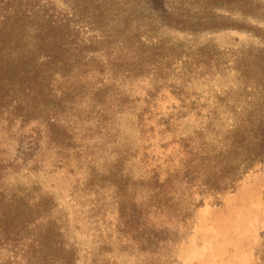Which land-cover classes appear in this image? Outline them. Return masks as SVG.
<instances>
[{
	"label": "rangeland",
	"instance_id": "374dc122",
	"mask_svg": "<svg viewBox=\"0 0 264 264\" xmlns=\"http://www.w3.org/2000/svg\"><path fill=\"white\" fill-rule=\"evenodd\" d=\"M167 2L170 22L142 0H38L70 18L73 57L89 71L65 86L54 77L49 105L64 102L51 129L47 113L0 119V196L44 203L39 221L76 251L74 264H150L137 238L156 231L176 239L160 264H264V159L248 166L264 123V0ZM237 175L224 193L199 188ZM154 176L173 180L167 210L154 206ZM11 240L0 235V264H27L28 247Z\"/></svg>",
	"mask_w": 264,
	"mask_h": 264
},
{
	"label": "trees",
	"instance_id": "16d2710c",
	"mask_svg": "<svg viewBox=\"0 0 264 264\" xmlns=\"http://www.w3.org/2000/svg\"><path fill=\"white\" fill-rule=\"evenodd\" d=\"M142 1L150 11L162 15L166 21L173 20V12L169 10L167 0ZM232 1L210 0L215 6L233 3ZM37 2L38 0H0V119L8 114V118L12 115L14 119H20L26 124L41 118V113H47L45 121L51 129L57 118L58 106H62L64 102L60 97L58 103L49 105V101L57 99L54 77L62 74L65 86L71 72L75 69L88 72L89 66L84 58L73 57L76 47L70 18L58 17ZM105 2L106 0H74L75 4H93L102 9L105 8ZM247 3L251 8L255 6L256 0H248ZM86 48L87 45L79 49L82 52ZM77 88L75 84H69L61 92L68 97ZM252 131L258 150L251 152L253 156L249 158L248 166L254 160L264 159V123L257 125ZM38 142L37 138L31 137L28 144L33 147ZM239 148L245 149L243 145ZM4 169L6 166L0 161V177ZM239 175L229 177L227 181H203L199 188L216 195L221 194L233 188ZM153 179L154 188L157 189L154 206L160 211L171 208L172 202L166 189L173 180L169 177L162 182L156 176ZM186 182L189 183L187 180ZM46 213L44 203L31 205L24 199L8 200L0 196V235L6 240H10L12 236L13 246H22L23 243L28 247L24 255L27 264H74L77 259L76 251L66 248L61 235L50 223L45 225L39 221ZM123 215L125 216L122 214V217ZM129 218L134 216L130 215ZM125 222V231L137 233L138 229L132 220L126 218ZM137 240L141 246L148 248L144 250H149L154 256L150 264H160V250L164 243L176 239L168 231H156L153 239L140 235Z\"/></svg>",
	"mask_w": 264,
	"mask_h": 264
}]
</instances>
